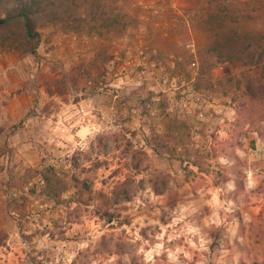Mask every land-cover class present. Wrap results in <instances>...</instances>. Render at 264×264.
<instances>
[{
    "label": "clouds",
    "instance_id": "clouds-1",
    "mask_svg": "<svg viewBox=\"0 0 264 264\" xmlns=\"http://www.w3.org/2000/svg\"><path fill=\"white\" fill-rule=\"evenodd\" d=\"M103 2L0 23V264H264V0Z\"/></svg>",
    "mask_w": 264,
    "mask_h": 264
},
{
    "label": "trees",
    "instance_id": "trees-1",
    "mask_svg": "<svg viewBox=\"0 0 264 264\" xmlns=\"http://www.w3.org/2000/svg\"><path fill=\"white\" fill-rule=\"evenodd\" d=\"M86 4L91 9L92 23L94 25L98 23V27L93 30L97 31L99 35L111 31H116L119 34V31L125 27L119 17L106 18L103 11L106 5L103 0H0V14L7 17V21H0V23L8 21L22 22L30 30L34 20L38 18V14L41 12L49 10L54 14L70 18L77 8ZM207 8L208 15L204 21L205 25L208 28L215 26L218 30H221L220 35L218 33L215 35L217 39L210 52L220 55L230 51L239 39L235 32L231 30V26L236 25L242 18L233 15L227 6H222L221 2L215 5L209 2ZM214 8L215 12H213ZM101 29L104 32H101ZM212 32L213 30L210 31V33Z\"/></svg>",
    "mask_w": 264,
    "mask_h": 264
},
{
    "label": "rangeland",
    "instance_id": "rangeland-1",
    "mask_svg": "<svg viewBox=\"0 0 264 264\" xmlns=\"http://www.w3.org/2000/svg\"><path fill=\"white\" fill-rule=\"evenodd\" d=\"M145 2H147V0H145ZM174 2H176L179 7L185 8L187 10H191L192 8L200 6L202 10L208 14L207 3L211 2L215 5L221 2V0H174ZM237 4H238V0H230V2L227 3L226 6L233 13V15H237L236 13L237 11H239V15L237 16L241 17L242 18L241 20L247 21L252 19L251 17L244 16L243 9H237ZM205 20H202V22L198 25L201 39L206 40L208 38V35L210 34V31L212 30L213 32L211 34L217 35L218 33V35H220L219 33L221 32V30H218L217 27L215 26L208 28L204 23ZM210 49L211 47L208 49L209 52ZM227 72L228 70L225 69V74H227ZM249 90L251 91V86L249 87Z\"/></svg>",
    "mask_w": 264,
    "mask_h": 264
}]
</instances>
